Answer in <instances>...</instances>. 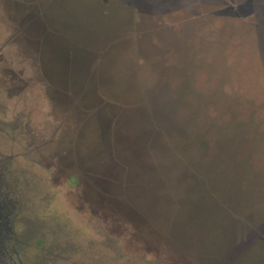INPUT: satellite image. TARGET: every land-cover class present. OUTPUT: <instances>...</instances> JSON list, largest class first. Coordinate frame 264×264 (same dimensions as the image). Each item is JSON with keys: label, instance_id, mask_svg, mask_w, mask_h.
<instances>
[{"label": "rangeland", "instance_id": "obj_1", "mask_svg": "<svg viewBox=\"0 0 264 264\" xmlns=\"http://www.w3.org/2000/svg\"><path fill=\"white\" fill-rule=\"evenodd\" d=\"M156 1L30 0L25 4V7L31 9L30 13L43 23L46 24L49 20L51 26L47 28L51 32L61 36L67 44H71L68 47L54 35L46 37L45 41L55 40L68 50L103 42L105 45L102 48L105 49L95 51L101 58L119 46L116 43L113 47L111 45L113 41H124L125 44L122 46L138 45L139 40L133 37L128 39L122 35V31L142 28L153 32L154 35L147 40L143 38L141 47L140 45L138 47L139 54L136 52L133 57V60L141 61L133 65V75L130 78L131 87L135 92L140 91L138 99L135 97L136 101L118 103L106 92L98 91L96 95L104 103L118 104L123 113L135 111L142 120L141 134L146 137L144 145L138 143L130 131H127L125 138L129 147L126 148L139 167L148 168L155 167L153 150L151 149L149 153L144 152V149L149 151L150 144L154 142L146 141L155 137V95L152 91L149 92L151 90L147 85L148 82L150 84L149 78L143 82L144 78L141 77L144 66L142 62L161 58L164 62L173 64V59L189 62L200 57L191 54L192 48L176 37L182 28L168 31L175 32V37L165 38L162 28L155 29V22H161L164 27L173 25L169 18H160L159 15L161 12L167 14L170 9L172 13L177 11L173 5L179 4L180 7L177 9L180 10L184 7L194 10L197 7L198 11H206L203 6L200 7L202 0H159L166 1L170 9L162 8L158 4L159 7L155 9ZM252 1L256 4L253 5V9L248 4V7H243L240 3L233 5L235 8L233 10L243 12L252 10L264 14V0ZM5 17H0V174L4 181L3 197L6 195L11 197L15 206L10 226L13 228L12 237L15 239L13 245L17 250L15 251L13 247L8 248L10 257L16 258L18 264H169L172 260H179L183 264H264V219L255 214L251 215L250 219H237L227 223L226 239L221 253L220 250L219 253L204 252L200 255L194 250L197 248L195 245H190L189 249L184 251L171 244L168 239L171 223L160 228L154 220L148 219L145 231L152 232L154 237L156 232L161 239V247L155 251V245L148 249L147 245L132 236L135 230L132 223H127L119 229L114 226L113 219L106 217L87 202L85 170L82 169L81 161L75 162L79 156L77 138L82 116L71 117L69 114L75 108L71 105L69 108H59L60 104L50 97L46 81L41 79L40 68L30 66L29 61L21 56L20 49L14 46L12 40L14 31L7 26V23L12 21ZM51 27L55 30H51ZM147 41L148 44L151 43L152 51L144 48L148 45ZM259 50L261 55L257 56L259 60L255 64L256 71L264 68V39ZM78 59L79 57H73V61ZM146 66L150 67L149 64ZM152 68L148 70L153 72ZM217 79L215 75L207 83L211 86L212 98H209L208 93L203 101L218 102L220 98L222 100L217 89ZM199 82L203 85L199 84L197 89L204 90V80L199 78ZM238 82L242 84L240 79ZM140 83L144 84L143 88ZM240 88L241 86L230 97H234L235 100L236 97H242ZM82 92L77 89L76 94ZM197 93L203 95L205 91ZM251 94L255 98L254 90ZM260 98L264 101V94ZM181 99L187 104L194 103L189 96ZM81 100V97L75 95L72 99L73 106H80ZM186 106L193 108L197 117H207V112H204L201 104ZM260 119H262L260 125H264V110ZM69 125L71 128L74 127L71 132L73 135L71 153L68 147L62 149L60 146V141L69 132ZM177 125L176 130L178 128L182 132L190 131L184 125ZM55 151L60 154V158L51 156V152ZM59 159H62L61 162ZM65 159L66 162H63ZM196 180L197 183H201L204 178L197 177ZM213 195L215 196V193ZM121 199L126 201L124 197ZM225 199H219L218 206L213 205L215 213L210 215L212 226H215L213 222H216L214 219L218 208H223L228 215L234 213V206ZM259 199L263 201L257 204L264 213V199L263 197ZM127 203L133 207L131 202ZM176 219L177 217L172 218L174 221ZM19 243L21 248L17 247ZM181 252L186 255L182 256ZM6 259L4 260L6 264H17Z\"/></svg>", "mask_w": 264, "mask_h": 264}, {"label": "trees", "instance_id": "obj_2", "mask_svg": "<svg viewBox=\"0 0 264 264\" xmlns=\"http://www.w3.org/2000/svg\"><path fill=\"white\" fill-rule=\"evenodd\" d=\"M155 3V9L160 5L170 9L166 1L157 0ZM240 3L243 7L248 4L252 9L253 5L256 6L252 0H202L200 7L206 11H198L197 7L180 10L178 4L173 5L177 10L174 13L171 9L167 14L157 12L160 18H169L173 25L164 27L161 22H155V29L162 28L165 38L172 39L175 32L168 31L182 28L178 31L180 34L176 31V37L192 48L191 54L200 57L189 62L173 59V64L161 58L142 62L144 66L151 64L155 72V86L152 84L149 91L155 88V170L159 171L168 158L174 157L182 162L183 172L176 175L178 184L187 177L184 196L174 195L170 190L177 219L170 221L168 239L175 248L184 251L195 245L194 250L200 255L219 253L223 248L220 247L222 242L214 235L218 232L226 236V222L250 219L253 214L264 219L263 209L257 204L263 201L260 197L264 199V125H260L264 110V101L260 98L264 94V68L255 70L257 56L261 55L260 43L264 39V14L233 10V5ZM122 35L139 40L138 45L122 46L121 43L125 42L121 40L113 41L111 45L117 43L129 48L135 56L143 38L147 40L154 34L139 28L126 29ZM150 44L144 48L152 51ZM139 62L133 60V65ZM215 75L222 100L203 101L208 93L212 98L211 86L207 83ZM199 78L205 84L204 90L200 91L198 85L203 84ZM140 84L143 88L144 84ZM240 86L242 97L235 100L230 96ZM203 91L205 94L198 95L197 92ZM188 96L193 104L181 99ZM200 104L207 117H197L193 108L186 106ZM177 124L190 131L176 130ZM160 174L166 182L167 176ZM197 177L204 178V181L197 183ZM219 199L232 203L234 213L228 215L223 208H218L216 222H213L215 226H211L210 215H214L213 205L218 206ZM179 211H183L182 215L178 214ZM190 214L197 217L198 225L193 224Z\"/></svg>", "mask_w": 264, "mask_h": 264}, {"label": "water", "instance_id": "obj_3", "mask_svg": "<svg viewBox=\"0 0 264 264\" xmlns=\"http://www.w3.org/2000/svg\"><path fill=\"white\" fill-rule=\"evenodd\" d=\"M29 1L0 0V17L6 16L12 21L8 22L7 26L14 31V46L20 49L21 56L29 61L30 66L40 68L41 79L46 81L50 97L60 104L59 108H69L71 105L75 110L69 115L77 118L82 116L77 138L79 160L76 159L75 162L81 161L82 169L85 170L87 202L106 217L113 219L114 226L119 229L127 223H132L135 226L132 236L147 245L148 249L155 245L154 249L158 251L161 247L160 237L156 232L154 237L152 232H146L144 227L148 219L154 220L156 225L163 228L161 226H168L172 218L177 217L170 190L178 196L187 193V177H183L180 184L176 178V175L183 172L182 162L174 157L170 160L168 158L161 171L155 170V167H139L127 152L126 147L129 146L125 134L130 131L138 143L144 145L146 137L141 134L142 120L135 111L123 113L118 104L104 103L96 96L98 91H103L118 103L138 99L140 91L135 92L130 85L134 54L129 52V48L119 44L118 47L112 45L114 48L112 47L110 54H104L101 58L95 51L105 49L102 48L105 45L103 42L86 45L84 48H75L73 45V48L68 50L55 40L45 41L46 37L54 35L68 47L71 44H67L61 36L47 28L51 26L49 20L45 24L30 13L31 9L25 7ZM51 30L54 31V27H51ZM73 57L79 59L73 61ZM149 66L152 67L151 64ZM150 67L143 66L141 70L143 81L147 78L150 80L149 87L152 84L155 86V74L154 71L148 70ZM77 89L83 92L76 94ZM153 90L155 95V88ZM75 95L82 98L80 106H73L72 99ZM73 129L74 127L69 125V132L60 141L62 149L68 147L70 153ZM150 140L154 142L150 144L149 151L144 149V152L149 153L152 149L155 157V137L148 139L146 143ZM51 153L52 157L60 158L58 152ZM63 162H66V159ZM160 172L167 176L168 184L161 178ZM122 197L126 201H123ZM127 201L131 202L133 207ZM182 213L183 211L178 212L180 215ZM189 217L193 224L198 225L197 217L191 214ZM214 236L222 242L220 247L224 246L226 236L218 232ZM169 264L183 262L172 260Z\"/></svg>", "mask_w": 264, "mask_h": 264}, {"label": "flooded vegetation", "instance_id": "obj_4", "mask_svg": "<svg viewBox=\"0 0 264 264\" xmlns=\"http://www.w3.org/2000/svg\"><path fill=\"white\" fill-rule=\"evenodd\" d=\"M3 183L1 174H0V264H6L4 261L9 260L10 262L17 263L16 258L10 257L8 248L13 247L16 251V247H14L13 243L15 239L12 237L13 228L10 226L12 225L11 216L14 214V201L11 197L6 195L3 197L2 189ZM21 243L18 244L17 247L21 248ZM7 254V256H6ZM4 257H6L4 259ZM19 260V259H18Z\"/></svg>", "mask_w": 264, "mask_h": 264}]
</instances>
